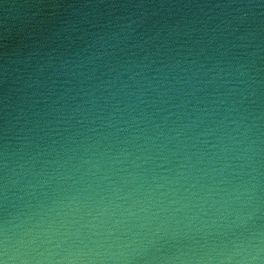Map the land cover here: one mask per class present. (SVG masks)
<instances>
[{
    "label": "water",
    "instance_id": "95a60500",
    "mask_svg": "<svg viewBox=\"0 0 264 264\" xmlns=\"http://www.w3.org/2000/svg\"><path fill=\"white\" fill-rule=\"evenodd\" d=\"M0 264H264V0H0Z\"/></svg>",
    "mask_w": 264,
    "mask_h": 264
}]
</instances>
